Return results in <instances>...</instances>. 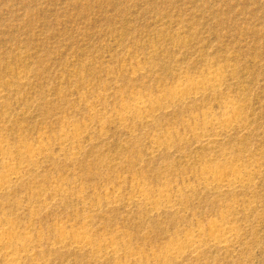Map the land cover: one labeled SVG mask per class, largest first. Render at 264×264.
Returning <instances> with one entry per match:
<instances>
[{"label":"rangeland","instance_id":"rangeland-1","mask_svg":"<svg viewBox=\"0 0 264 264\" xmlns=\"http://www.w3.org/2000/svg\"><path fill=\"white\" fill-rule=\"evenodd\" d=\"M0 145L18 264H264V0H0Z\"/></svg>","mask_w":264,"mask_h":264},{"label":"bare ground","instance_id":"bare-ground-1","mask_svg":"<svg viewBox=\"0 0 264 264\" xmlns=\"http://www.w3.org/2000/svg\"><path fill=\"white\" fill-rule=\"evenodd\" d=\"M184 85V84H183ZM184 86H186V84L184 85ZM188 86V85H187ZM199 86V85H198ZM202 86H204V85H202ZM206 86V85H205ZM196 88H197V86H195ZM195 87H194V89H195ZM188 88V87H187ZM187 88L186 89H184V90H187ZM191 88H193L192 86H191ZM190 87H189V89H191ZM181 89V88H180ZM179 88H176L174 91H173V93H172V97H173V99H174V97L175 98H177V97H181V96H183L184 94H185V92L184 91H182V90H180ZM188 89V90H189ZM130 108V107H129ZM146 108V105L145 104H143V103H140V102H138V103H135L134 105H132V107H131V110H132V112L134 111V112H145V109ZM125 109V108H124ZM121 110V109H120ZM129 110V109H128ZM126 111H127V108H126ZM230 118V117H229ZM229 118H228V120H229ZM227 120V121H228ZM224 123L226 124V120L224 121ZM212 125V124H211ZM43 147H35V148H30L29 149V151H28V156L30 157H32L33 156V154H36V153H40L43 149H42ZM4 148L0 145V156L2 157L3 156V154H4ZM5 168V167H4ZM13 175H15L14 173H12ZM7 179V180H6ZM6 179H3L2 181H1V183L0 184H6V182H9L10 183V179L9 178H6ZM6 181V182H5ZM228 182L230 181V180H227ZM211 229L213 230V233L212 234H210L208 237H207V239H208V242H211L212 244H214V245H221V242H222V238H227V236H228V234H229V231H226L225 229H222V228H220L218 225H213L212 227H211ZM86 233H84V232H78V233H76V237H77V239H78V241L76 242V244H78V246L79 245H81L82 246V244H83V242L86 240ZM229 236H231V235H229ZM15 236L13 235V234H11V233H9L8 231H3V232H0V255H1V257L8 263V264H18L19 262H17V261H19V260H17V256H18V254H17V258H15L14 256V251H13V248H12V244H13V242L15 241ZM232 238V237H231ZM224 240V239H223ZM226 241V240H225ZM194 244H195V241H188V242H184V244L182 245L183 246V248L185 247V248H193V246H194ZM225 245V244H224ZM77 246V247H78ZM80 246V247H81ZM107 248H106V250H107V252H109L110 251V253H112V254H114L115 253V250L111 247V245H107L106 246ZM184 248V249H185ZM165 252H166V254H169V255H176L178 252H177V249L176 248H168V249H166L165 250ZM16 254V253H15ZM20 256V255H19Z\"/></svg>","mask_w":264,"mask_h":264}]
</instances>
